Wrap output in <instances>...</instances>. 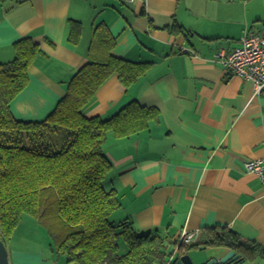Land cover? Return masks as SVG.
Returning a JSON list of instances; mask_svg holds the SVG:
<instances>
[{"label": "crops", "instance_id": "1", "mask_svg": "<svg viewBox=\"0 0 264 264\" xmlns=\"http://www.w3.org/2000/svg\"><path fill=\"white\" fill-rule=\"evenodd\" d=\"M71 20L84 26L78 44L69 40ZM101 23L116 39L114 56L152 65L130 87L112 75L86 115L110 117L132 100L161 113L143 132L107 136L113 168L103 183L122 203L112 217L133 221L140 233L168 234L172 252L184 231L199 233L192 245L224 227L264 247V187L245 166L264 158V95L216 58L249 31L264 33V0H0V63L26 36L43 52L12 102L16 117H47L89 62ZM200 248L188 253L206 261L231 250ZM8 250L11 264H42L41 253ZM241 264H264V256Z\"/></svg>", "mask_w": 264, "mask_h": 264}, {"label": "trees", "instance_id": "2", "mask_svg": "<svg viewBox=\"0 0 264 264\" xmlns=\"http://www.w3.org/2000/svg\"><path fill=\"white\" fill-rule=\"evenodd\" d=\"M70 42L78 44L83 23L71 20ZM116 39L105 23L93 31L88 56L67 84L66 95L43 120L18 118L13 100L28 85L30 66L43 54L30 36L14 43L16 55L0 63V240L8 247L23 215L36 217L55 238V253L73 264H167L173 252L168 234L140 233L130 220L112 217L122 207L116 190L104 180L113 162L104 150L109 133L117 138L147 130L160 110L132 100L110 117L86 115L98 90L114 74L125 87L136 83L151 62L116 57ZM124 239L126 252L119 243ZM227 247L244 260L264 256L233 230L208 229L205 241L182 244ZM53 248V247H52Z\"/></svg>", "mask_w": 264, "mask_h": 264}, {"label": "built area", "instance_id": "3", "mask_svg": "<svg viewBox=\"0 0 264 264\" xmlns=\"http://www.w3.org/2000/svg\"><path fill=\"white\" fill-rule=\"evenodd\" d=\"M226 69L253 83L254 93L264 95V33L258 29L249 31L241 40V44L229 52L220 51L216 56ZM246 168L257 175L264 187V158L246 161ZM198 232L184 231L177 242L179 247L191 244L198 236ZM172 260H168L167 264Z\"/></svg>", "mask_w": 264, "mask_h": 264}, {"label": "rangeland", "instance_id": "4", "mask_svg": "<svg viewBox=\"0 0 264 264\" xmlns=\"http://www.w3.org/2000/svg\"><path fill=\"white\" fill-rule=\"evenodd\" d=\"M122 252H126L127 244L124 239L119 240ZM8 246L11 248H22L27 251L41 253L42 264H73L69 263L64 255L55 253V238L48 230L47 225L41 223L36 217L23 215L12 240ZM53 247V248H52ZM155 262L154 264H158Z\"/></svg>", "mask_w": 264, "mask_h": 264}, {"label": "water", "instance_id": "5", "mask_svg": "<svg viewBox=\"0 0 264 264\" xmlns=\"http://www.w3.org/2000/svg\"><path fill=\"white\" fill-rule=\"evenodd\" d=\"M5 244L4 241L0 240V264H11L9 250ZM204 248L202 247L200 249ZM177 251L173 252L171 256L172 260L169 264H241L244 261L234 250H230L221 258H212L206 261H201L200 258H194L190 253L181 254Z\"/></svg>", "mask_w": 264, "mask_h": 264}]
</instances>
